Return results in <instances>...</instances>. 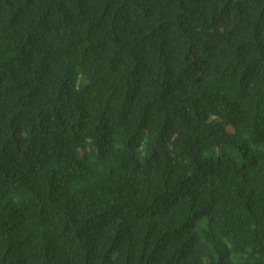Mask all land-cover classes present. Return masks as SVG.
<instances>
[{"label": "trees", "instance_id": "obj_1", "mask_svg": "<svg viewBox=\"0 0 264 264\" xmlns=\"http://www.w3.org/2000/svg\"><path fill=\"white\" fill-rule=\"evenodd\" d=\"M0 264H264V0H0Z\"/></svg>", "mask_w": 264, "mask_h": 264}]
</instances>
